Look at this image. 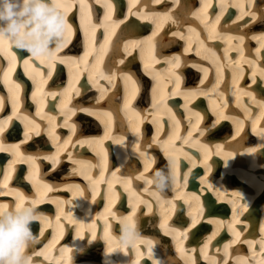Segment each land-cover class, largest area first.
<instances>
[{
    "label": "bare ground",
    "instance_id": "obj_1",
    "mask_svg": "<svg viewBox=\"0 0 264 264\" xmlns=\"http://www.w3.org/2000/svg\"><path fill=\"white\" fill-rule=\"evenodd\" d=\"M125 1L129 6L122 8ZM125 1L111 0L109 10L105 0H85L81 11L80 0H68L72 4L66 11L71 33L51 61L33 54L26 57V50L20 51L23 58L9 50L13 45L8 42L0 50L4 55L0 59V161L10 169L9 173L5 170V180L20 165L24 175L11 187L0 182V204L10 205L22 195L48 212L46 219L32 225L39 238L33 248L40 247L57 228V236L67 228L71 239L84 236L88 239L84 247L92 244L91 254L83 252L80 258L95 264L99 257L107 264H150V259L153 264L161 259L165 264H192L193 252L198 255L200 249L210 256L214 251L207 244L199 249L195 244L187 247L189 237L193 241L202 238V230L192 228L194 218L198 226L213 225L203 239L206 241L219 232V220H224L223 225L230 222L220 201L242 203L240 213L253 212L264 202L255 199L264 188V160L257 161L264 158V127L254 125L252 134L248 132L250 123L244 122L254 124L264 115L259 104L264 100V63L259 66L250 58L252 49L260 58L264 56V0ZM98 3L105 11L99 10ZM113 14L116 19L111 18ZM231 14L233 18H229ZM255 29L259 31H252ZM219 41L225 46L224 58ZM233 49L239 56L232 55ZM231 60L237 61V67H227L233 92L241 97L251 93L246 78L240 84L244 87L236 91L245 72L251 83L259 78L263 83L262 94L253 89L261 94L259 99L243 98L247 110L243 114L233 106H220L218 91L224 85L222 91H226L224 75ZM15 64H20L15 77L23 74L17 79L12 74ZM28 87L32 89L27 91ZM179 96L182 103L176 99ZM126 100L130 102L127 108ZM229 109L232 114L227 113ZM254 111L259 114L249 116ZM105 113H111L110 126ZM68 126L72 131L65 133ZM219 136L224 140H211ZM167 157L176 160L177 185L174 192L160 195L152 188V175L165 167ZM195 166L199 169H192ZM200 167L204 173L196 177ZM1 169L0 175L5 173ZM195 177L198 182L192 183ZM242 181L252 188L249 196ZM211 190L217 204L206 203V193ZM50 201L73 206L66 217L76 223L75 228L57 215L52 229ZM92 205L103 206L102 212L91 222L79 223ZM117 214L137 219L142 238L135 251L109 255L115 249L114 235L102 239L96 228L101 221L107 232L114 227V219L118 221ZM261 216V212L253 214L252 226ZM186 222L190 225L183 228ZM245 250H239L237 257L252 263L247 257L252 254ZM254 251L264 260L262 249L252 248ZM228 259L225 264H232Z\"/></svg>",
    "mask_w": 264,
    "mask_h": 264
},
{
    "label": "clouds",
    "instance_id": "obj_2",
    "mask_svg": "<svg viewBox=\"0 0 264 264\" xmlns=\"http://www.w3.org/2000/svg\"><path fill=\"white\" fill-rule=\"evenodd\" d=\"M68 25L60 0H0V40L31 54L35 51L41 58L51 59L67 43ZM110 116L111 113H105L106 120ZM166 159L165 167L152 175V188L160 195L174 192L177 185L176 160L174 157ZM117 215L118 221L114 219L113 222L120 226V232L113 233L115 249L108 251L109 255L125 252V249L135 251L142 238L137 219H129L127 214ZM44 216L31 200L21 203L17 198L6 207L0 206V264H34L29 249L39 238L32 225L42 221ZM157 264L165 262L161 259Z\"/></svg>",
    "mask_w": 264,
    "mask_h": 264
},
{
    "label": "snow or ice",
    "instance_id": "obj_3",
    "mask_svg": "<svg viewBox=\"0 0 264 264\" xmlns=\"http://www.w3.org/2000/svg\"><path fill=\"white\" fill-rule=\"evenodd\" d=\"M60 3H61V5L65 8L66 11H67L68 8H70V7L72 6V4L68 2V0H60ZM105 3H106V7H107L109 10H111V8H112L111 0H105ZM85 6H86V2H85V0H80V9H81V11H83V9L85 8ZM107 15H108V14L106 13V16H107ZM165 15H166V14H165ZM68 27H69V29H70V33H71V25H68ZM214 27H215V26L213 25V29H214ZM70 33H69V34H70ZM206 38H207V37H206ZM5 47H6V42L3 41V40H0V50H4ZM101 48H103V45L101 46ZM86 55H87V53H86ZM33 56L39 57L35 51L33 52ZM53 59H54V55L52 56L51 59H48V60L51 61V60H53ZM49 67H50V68L52 67L51 63L49 64ZM49 74H50V73H49ZM127 79L130 80L131 77H128ZM133 84H134V82H133ZM16 87L18 88L19 85H17ZM129 105H130V102H129L128 100H126V102H125V107H126V108L129 107ZM108 123H109V126H110V119H109ZM0 131H3V127H2V126H0ZM26 135H27V133H26ZM2 147H3V146L0 145V149H2ZM12 147L15 148L16 146H12ZM29 159H31V158H29ZM128 183H129V185H130L131 182L128 181ZM18 198L20 199V202L22 203L23 200H24L23 196H22V195H18ZM0 206L6 207L7 205L4 204V205H0ZM129 219H131V217H129ZM195 223H196V220H195V218H194L193 221H192L193 226L195 225ZM229 227H230V230H231V226H229ZM234 235L238 236L239 234H238V233H234ZM149 243H150V242H149ZM262 247H264V245H262Z\"/></svg>",
    "mask_w": 264,
    "mask_h": 264
},
{
    "label": "rangeland",
    "instance_id": "obj_4",
    "mask_svg": "<svg viewBox=\"0 0 264 264\" xmlns=\"http://www.w3.org/2000/svg\"><path fill=\"white\" fill-rule=\"evenodd\" d=\"M96 126H97V123L96 122H93Z\"/></svg>",
    "mask_w": 264,
    "mask_h": 264
}]
</instances>
